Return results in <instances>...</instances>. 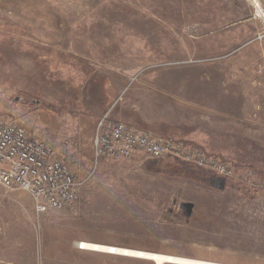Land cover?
Instances as JSON below:
<instances>
[{
	"label": "rangeland",
	"instance_id": "1",
	"mask_svg": "<svg viewBox=\"0 0 264 264\" xmlns=\"http://www.w3.org/2000/svg\"><path fill=\"white\" fill-rule=\"evenodd\" d=\"M107 111L172 144L96 160ZM0 119L79 183L43 214L0 186V264H264V0H0Z\"/></svg>",
	"mask_w": 264,
	"mask_h": 264
},
{
	"label": "built area",
	"instance_id": "2",
	"mask_svg": "<svg viewBox=\"0 0 264 264\" xmlns=\"http://www.w3.org/2000/svg\"><path fill=\"white\" fill-rule=\"evenodd\" d=\"M108 111L99 120L93 139L96 160L135 150L158 159L165 146L172 144L171 140L110 119ZM78 184L65 159L50 144L35 139L23 127L0 119L1 187L27 193L35 211L43 214L73 206L78 198ZM78 249L84 250L85 244L80 243Z\"/></svg>",
	"mask_w": 264,
	"mask_h": 264
},
{
	"label": "bare ground",
	"instance_id": "3",
	"mask_svg": "<svg viewBox=\"0 0 264 264\" xmlns=\"http://www.w3.org/2000/svg\"><path fill=\"white\" fill-rule=\"evenodd\" d=\"M84 250H89V251H94V252H103V253H107L111 255L130 256V257H135L139 259L150 260L154 264H216V263H211V262H206V261L186 259V258L175 257V256H170V255H165V254L144 252V251H134V250H128V249H122V248H115V247H106L103 245L90 244V243H85Z\"/></svg>",
	"mask_w": 264,
	"mask_h": 264
},
{
	"label": "water",
	"instance_id": "4",
	"mask_svg": "<svg viewBox=\"0 0 264 264\" xmlns=\"http://www.w3.org/2000/svg\"><path fill=\"white\" fill-rule=\"evenodd\" d=\"M219 181V188H223V186H224V181H222V180H218ZM181 207L184 209V212L186 213V214H188V215H190L191 214V212H192V207H193V205L191 204V203H182L181 204Z\"/></svg>",
	"mask_w": 264,
	"mask_h": 264
},
{
	"label": "crops",
	"instance_id": "5",
	"mask_svg": "<svg viewBox=\"0 0 264 264\" xmlns=\"http://www.w3.org/2000/svg\"><path fill=\"white\" fill-rule=\"evenodd\" d=\"M114 120H116V121H121V120H119V119H118V120H117V119H114Z\"/></svg>",
	"mask_w": 264,
	"mask_h": 264
}]
</instances>
